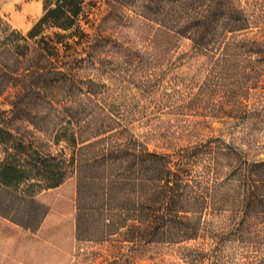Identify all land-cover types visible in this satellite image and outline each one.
I'll return each instance as SVG.
<instances>
[{
  "label": "trees",
  "instance_id": "1",
  "mask_svg": "<svg viewBox=\"0 0 264 264\" xmlns=\"http://www.w3.org/2000/svg\"><path fill=\"white\" fill-rule=\"evenodd\" d=\"M107 2L205 52L240 45L236 35L251 27L233 0ZM85 4L43 0V15L26 34L0 16V98L9 107L0 109V216L36 232L48 213L38 193L71 177L78 242L195 240L228 184L235 185L242 218L264 213V160L245 161L220 138L174 155L151 151L121 124L104 102V84L84 75L103 59L96 51L112 45L99 27L92 34L82 27ZM252 36L249 46L259 55L264 28Z\"/></svg>",
  "mask_w": 264,
  "mask_h": 264
},
{
  "label": "rangeland",
  "instance_id": "2",
  "mask_svg": "<svg viewBox=\"0 0 264 264\" xmlns=\"http://www.w3.org/2000/svg\"><path fill=\"white\" fill-rule=\"evenodd\" d=\"M85 3L88 22L82 27L91 34L99 27L112 45L96 51L103 59L84 75L104 84V102L151 151L174 155L220 138L243 160H264V51L258 55L249 46L264 28V0H233L251 27L236 35L240 45L226 49L221 43L207 52L107 0ZM42 15L43 0H0V16L24 34ZM7 108L1 97L0 109ZM228 170L223 167L220 175ZM234 189L221 188L195 240L78 242L71 177L38 193L48 213L36 232L0 216V264H264V213L242 218Z\"/></svg>",
  "mask_w": 264,
  "mask_h": 264
}]
</instances>
